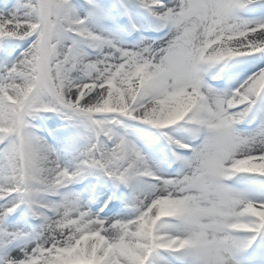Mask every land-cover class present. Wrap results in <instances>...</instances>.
I'll list each match as a JSON object with an SVG mask.
<instances>
[{"label": "snow or ice", "instance_id": "6c2138e0", "mask_svg": "<svg viewBox=\"0 0 264 264\" xmlns=\"http://www.w3.org/2000/svg\"><path fill=\"white\" fill-rule=\"evenodd\" d=\"M0 264H264V0H0Z\"/></svg>", "mask_w": 264, "mask_h": 264}]
</instances>
